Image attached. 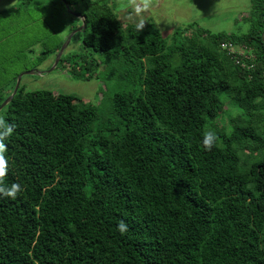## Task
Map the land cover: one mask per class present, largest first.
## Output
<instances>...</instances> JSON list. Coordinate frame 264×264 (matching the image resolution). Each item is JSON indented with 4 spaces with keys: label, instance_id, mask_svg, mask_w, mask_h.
Listing matches in <instances>:
<instances>
[{
    "label": "trees",
    "instance_id": "trees-1",
    "mask_svg": "<svg viewBox=\"0 0 264 264\" xmlns=\"http://www.w3.org/2000/svg\"><path fill=\"white\" fill-rule=\"evenodd\" d=\"M62 1L89 32L58 64L90 80L94 53L116 55L124 87L100 107L18 87L1 109L14 130L0 182L22 191L0 197V264H264V0L246 33L190 23L171 44L104 0ZM226 105L239 112L218 125Z\"/></svg>",
    "mask_w": 264,
    "mask_h": 264
},
{
    "label": "rangeland",
    "instance_id": "rangeland-1",
    "mask_svg": "<svg viewBox=\"0 0 264 264\" xmlns=\"http://www.w3.org/2000/svg\"><path fill=\"white\" fill-rule=\"evenodd\" d=\"M59 1L0 0V11L7 12L0 19V106L11 96L21 74L19 88L25 92L46 90L55 95H73L94 107H100L115 91L124 87L117 81L118 72L111 73L112 69L115 70L116 55L105 58L94 53L92 58L98 63V69L90 80H82L72 74V60L69 61L70 65L59 63L51 70L60 44L62 46L69 35L81 26V21L71 18L69 11L66 8L65 11ZM76 1L80 5L88 0ZM104 1L121 23L137 27L142 24L140 30L158 31L168 44L172 43L170 37L174 30L190 23L214 34L246 33L248 22L245 17L251 9V0ZM136 7L141 10L136 12ZM72 8L75 7L72 5ZM71 24L74 29L69 32ZM88 32L89 29H84L76 33L62 56L78 53L82 37ZM45 50L46 59L39 63ZM26 72L43 75H25ZM238 112L236 108L226 105L225 113L217 124H226Z\"/></svg>",
    "mask_w": 264,
    "mask_h": 264
},
{
    "label": "clouds",
    "instance_id": "clouds-1",
    "mask_svg": "<svg viewBox=\"0 0 264 264\" xmlns=\"http://www.w3.org/2000/svg\"><path fill=\"white\" fill-rule=\"evenodd\" d=\"M141 9L139 7L135 8L136 12H139ZM143 25H138V28H142ZM13 125H0V177H3L6 174V157L4 155V149L6 148V144L4 143L5 139L13 132ZM218 139V136L213 131H208L204 133L201 137V145L205 151H211L215 146V143ZM22 191V186L19 183H12L11 185H5L0 182V197H8L15 199L17 194ZM117 231L124 235L128 231V224L121 220L116 225Z\"/></svg>",
    "mask_w": 264,
    "mask_h": 264
},
{
    "label": "water",
    "instance_id": "water-1",
    "mask_svg": "<svg viewBox=\"0 0 264 264\" xmlns=\"http://www.w3.org/2000/svg\"><path fill=\"white\" fill-rule=\"evenodd\" d=\"M63 4L65 5V8L69 11V13H70V15H71L72 17H74V18H76V19H79V20L81 21V26H80V28H78V29H76L75 31H73V32L69 35V37L67 38V40L65 41V43L62 44V46L60 47L59 51H58L57 54H56L55 64H54V66H53V68H52L51 70H53V69L57 66V64H58V62H59L61 56L63 55L64 50H65L66 47L68 46V44H69V42H70L72 36L75 35L76 33L80 32V31L84 30V29L86 28V24H85V22L83 21V18H82L81 16H79V15H77V14L71 12V11L69 10V8H68V5H67L65 2H63ZM26 74H27V75H31V76H34V75H39V76H41V75H43V73H37V72H26L25 75H26ZM22 76H23V74H21V75L19 76V78L17 79V83H16V85H15V88H14V90H13L11 96L8 97V98L2 103V105L0 106V111H1V109H2L3 107H5V106H6V105L12 100L13 96L15 95V93H16L18 87H19V81H20V78H21Z\"/></svg>",
    "mask_w": 264,
    "mask_h": 264
},
{
    "label": "built area",
    "instance_id": "built-area-1",
    "mask_svg": "<svg viewBox=\"0 0 264 264\" xmlns=\"http://www.w3.org/2000/svg\"><path fill=\"white\" fill-rule=\"evenodd\" d=\"M220 48L222 50H225L227 54L235 60L236 64H242L240 61V57H248L245 51H239L235 46L229 43H222L220 45Z\"/></svg>",
    "mask_w": 264,
    "mask_h": 264
},
{
    "label": "crops",
    "instance_id": "crops-1",
    "mask_svg": "<svg viewBox=\"0 0 264 264\" xmlns=\"http://www.w3.org/2000/svg\"><path fill=\"white\" fill-rule=\"evenodd\" d=\"M6 13H7V12H4V11L1 12V11H0V19H1L3 16H5ZM6 15H7V14H6Z\"/></svg>",
    "mask_w": 264,
    "mask_h": 264
}]
</instances>
